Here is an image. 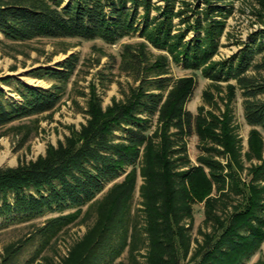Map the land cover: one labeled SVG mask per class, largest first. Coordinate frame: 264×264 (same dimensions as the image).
<instances>
[{
  "label": "trees",
  "instance_id": "obj_1",
  "mask_svg": "<svg viewBox=\"0 0 264 264\" xmlns=\"http://www.w3.org/2000/svg\"><path fill=\"white\" fill-rule=\"evenodd\" d=\"M236 1L0 0V51L41 38L109 45L138 38L122 44L118 70L131 78L127 88L118 81L122 98L103 106L90 83L80 93L86 119L79 128L68 125L34 159L0 166V231L58 212L33 225L28 239L7 244L0 264L13 262L26 240L38 245L23 264H247L264 250V0H252L261 28L216 60ZM78 63L72 53L56 68L28 71L51 81L47 89L2 77L16 97L0 87V138L11 131L24 146L42 116L52 121ZM172 63L210 80L195 114L187 104L196 78L173 77ZM238 91L250 126L246 148L234 123ZM91 217L59 261L44 255L64 228Z\"/></svg>",
  "mask_w": 264,
  "mask_h": 264
},
{
  "label": "rangeland",
  "instance_id": "obj_2",
  "mask_svg": "<svg viewBox=\"0 0 264 264\" xmlns=\"http://www.w3.org/2000/svg\"><path fill=\"white\" fill-rule=\"evenodd\" d=\"M254 8L255 3L252 0H239L234 3L232 14L227 20L226 32L228 33V37L223 36L221 40L222 46L215 57L216 60L235 53L238 50V46L234 44L235 41H247L252 32L261 28V25L254 16ZM136 40L138 38H125L113 45L106 44L102 40L88 41L80 38H41L25 44H11L8 42V44L13 46L6 47L0 51V79L7 75H14L25 83L47 89L51 86V81L28 76V71L39 66L56 68L59 63L63 62L72 53L78 55L79 63L77 71L68 83L60 106L53 114L52 121L42 116L38 134L31 137L24 146L18 145L17 138L11 131L7 132V136L0 138V166H15L21 161L26 162L34 159L39 154L45 152L48 143L55 144L58 139H62L63 135L68 133V125H75L79 128L80 124L85 122L86 119L83 110L86 106V97L80 95V93H88L90 83H95L98 93L103 98V106L109 105L113 97L116 99L122 98L118 81L127 88V83L131 82V78L120 73L118 70L120 52L123 43L134 42ZM63 49H68L67 54H63ZM17 51H20V53ZM103 52L107 55L103 56ZM23 65L25 66L23 67ZM12 66H16L17 70L11 71ZM171 75L175 78L189 75L195 76L197 81L196 89L187 104V108L195 114L198 107L203 104L202 94L209 86L210 80L204 78L200 71L192 72L185 70L182 65L174 63L171 64ZM101 78L103 80L100 82ZM0 87L7 92L8 96L16 97L14 93H11V87L6 86L1 81ZM233 114L234 123L238 127V132L246 148L250 126H248L244 119L242 97L239 91L233 103ZM14 124H18V122ZM188 153L192 161H195L196 156L199 154L198 138L196 135L188 138ZM121 178L117 181H120ZM140 183L141 179L138 180V186ZM110 186L111 184H108L103 192L98 195V198H101ZM139 200L137 191L134 196L135 208L139 207ZM194 210V235L196 236V228L201 225L203 219L202 206L198 205ZM69 211L70 209L65 212ZM57 214L58 212H50L43 217L33 220V224H17L1 230L0 262L3 248L7 244L19 239H28L27 235L33 230V225L41 226L46 219L54 217ZM93 221L94 218L91 217L82 224L76 222L64 228L55 240L54 245L48 248L44 252V255L53 258L55 261H59L61 256L66 255L70 245L85 233ZM37 245V241L26 240L24 248L10 264H23L30 257ZM126 256L127 253H124L122 258ZM259 257L264 259V250L253 256L247 264H256Z\"/></svg>",
  "mask_w": 264,
  "mask_h": 264
}]
</instances>
